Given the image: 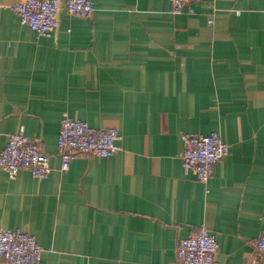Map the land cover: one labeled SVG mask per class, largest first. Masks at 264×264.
<instances>
[{
	"label": "crops",
	"instance_id": "0c3cea01",
	"mask_svg": "<svg viewBox=\"0 0 264 264\" xmlns=\"http://www.w3.org/2000/svg\"><path fill=\"white\" fill-rule=\"evenodd\" d=\"M21 1L0 0V153L24 133L52 171L0 169V230L35 236L40 264H175L178 240L205 226L220 264H264V0L181 14L170 0H93L92 17L63 9L54 37L21 23ZM65 115L118 129L121 149L62 170ZM212 131L231 152L203 184L182 135Z\"/></svg>",
	"mask_w": 264,
	"mask_h": 264
},
{
	"label": "built area",
	"instance_id": "2783aa9c",
	"mask_svg": "<svg viewBox=\"0 0 264 264\" xmlns=\"http://www.w3.org/2000/svg\"><path fill=\"white\" fill-rule=\"evenodd\" d=\"M192 1L196 0H170L173 13H183L184 7ZM9 9L19 15L22 24L43 37L55 36L63 9L76 17H92L95 12L93 0H22L10 5ZM120 138L116 128L93 127L87 121L65 115L57 138L62 170H67L81 154L97 158L114 155L121 149ZM182 141L183 167L186 171H194L203 184L212 177L215 165L229 157L231 152L230 145L217 131L208 134L184 133ZM0 169L7 172L10 178L25 170L39 180L47 178L52 171L40 142L24 133L10 135L0 153ZM219 248L217 236L203 226L198 234L178 240L175 264H220L216 258ZM43 251L30 233L20 229L0 230V259L7 264H40ZM255 260H264V231L258 239Z\"/></svg>",
	"mask_w": 264,
	"mask_h": 264
}]
</instances>
